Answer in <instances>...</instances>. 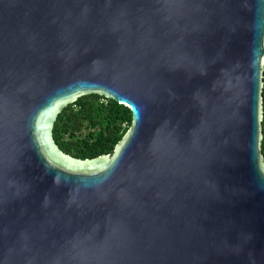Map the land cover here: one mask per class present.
Instances as JSON below:
<instances>
[{"label":"water","instance_id":"1","mask_svg":"<svg viewBox=\"0 0 264 264\" xmlns=\"http://www.w3.org/2000/svg\"><path fill=\"white\" fill-rule=\"evenodd\" d=\"M264 0H0V264H264ZM133 122L79 159L60 113Z\"/></svg>","mask_w":264,"mask_h":264},{"label":"trees","instance_id":"2","mask_svg":"<svg viewBox=\"0 0 264 264\" xmlns=\"http://www.w3.org/2000/svg\"><path fill=\"white\" fill-rule=\"evenodd\" d=\"M132 122L133 114L128 107L100 95H86L60 113L54 138L67 154L84 160L95 159L113 155ZM262 152L264 155V139Z\"/></svg>","mask_w":264,"mask_h":264}]
</instances>
